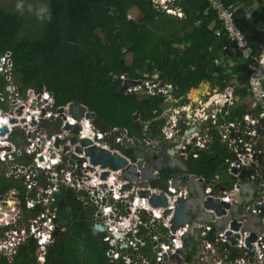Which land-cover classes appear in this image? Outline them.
<instances>
[{
    "label": "built area",
    "instance_id": "1",
    "mask_svg": "<svg viewBox=\"0 0 264 264\" xmlns=\"http://www.w3.org/2000/svg\"><path fill=\"white\" fill-rule=\"evenodd\" d=\"M152 1L168 13L184 16L181 8L168 5L166 0L165 6L160 5L159 0ZM209 1L232 41L223 46L229 66L235 63L231 55L238 53L254 59L248 64L250 97L244 99L235 92L233 85L220 90L208 81L179 95L171 83H160L158 72L145 73L144 80L133 79L140 82L126 89L127 92H163L166 95L162 138H146L148 144L168 140L176 146L177 155L188 164L204 150L226 151L223 160L232 180L230 185L224 183L219 173L208 180L190 172L196 174L195 180L204 188L202 210L212 214L210 220L201 219L196 224L198 253L192 240L189 249L185 250L187 254L184 256L182 252L185 247L183 236L189 232L191 220L175 230L171 224L175 201L192 194L188 186L176 187L169 179L166 188L148 185L121 191L127 181L118 178L120 169L94 163L86 153L88 145L82 140L89 138L91 145L126 156L118 148L125 136L133 138L126 128L124 131L123 127L115 126L102 131L95 126L93 119L77 120L68 113L69 102L58 108L53 106V94L47 89L38 92L29 88L26 96L21 95L12 72L11 52L6 51L0 53V73L8 83L6 92H0V101L8 103L12 100L14 108L6 110L0 105V163L5 167L6 176L21 179L25 190L22 192L13 187L0 195V225L5 227L0 238V257H13L20 245L32 238L38 246V264H43L48 244L55 240L59 230L66 229V222L59 220V196L73 190L86 204L95 206L93 215H86L85 220L95 228L104 225L103 230L96 229L106 233L103 240L109 244L106 254L111 261L122 258L127 264H163L166 257L170 260L190 256L193 264H264V42L258 51L252 48L246 34L235 24L234 10L223 0ZM221 32V28L216 29L217 34ZM121 77L124 82L128 79L124 74ZM233 82L237 83V79ZM193 90H199L198 96L190 95ZM236 105L246 107L247 111L229 119L227 116ZM60 107L63 111L59 110ZM19 109L21 113L17 112ZM12 117L22 126H11ZM34 118L37 123L32 125ZM86 120L90 121V126H85ZM66 121L78 123L79 131L66 128ZM4 125L8 130L2 134ZM192 127L195 129L191 132ZM40 128L45 131L41 133ZM31 131H36V136H31ZM73 137H76L75 142H72ZM58 138L65 141L56 144ZM66 145L68 149H65ZM78 147L81 151L77 150ZM80 158L84 160L80 162ZM107 170L110 175L104 179L101 175ZM243 184L255 186L252 199L248 190H243ZM141 190H148L150 194L143 196ZM162 191L168 198V205H152L149 201L151 193ZM209 197L227 201L230 207L219 214L215 207L205 205ZM236 203L240 215L233 212L227 223L217 224L219 219L228 216ZM169 208L171 213L165 215ZM248 212L260 218L253 220L251 227L246 226ZM235 222L240 224L238 228L234 227Z\"/></svg>",
    "mask_w": 264,
    "mask_h": 264
},
{
    "label": "trees",
    "instance_id": "2",
    "mask_svg": "<svg viewBox=\"0 0 264 264\" xmlns=\"http://www.w3.org/2000/svg\"><path fill=\"white\" fill-rule=\"evenodd\" d=\"M223 1L234 10L235 24L256 49L264 0ZM44 5L37 18L19 2L0 4V53L11 52L14 80L23 96L29 88L47 89L55 108L80 100L95 113L93 123L100 130L123 127L130 137L151 140L162 138L166 95L122 91V74L144 80L145 73L158 72L160 83H171L179 95L208 81L220 90L233 85L244 99L250 97L248 64L254 59L238 53L231 55L235 63L229 66L223 46L232 41L209 0H174L172 6L181 8L183 17L152 0H44ZM131 7L140 13L137 21L129 18ZM217 28L222 29L220 34ZM7 83L0 73V92H6ZM0 105L9 108L7 102ZM246 111L236 105L227 117ZM118 148L134 156L133 149ZM225 154L204 150L190 160L191 171L211 180L221 170L227 172ZM0 168V195L13 187L24 192L21 179L6 176L5 167ZM59 197V220L66 222V229L48 244L43 264H127L122 258L110 260L109 244L103 240L106 233L85 220L93 215L94 205L73 190ZM4 229L0 225V238ZM37 248L36 241L28 238L12 259L2 255L0 264H38Z\"/></svg>",
    "mask_w": 264,
    "mask_h": 264
},
{
    "label": "water",
    "instance_id": "3",
    "mask_svg": "<svg viewBox=\"0 0 264 264\" xmlns=\"http://www.w3.org/2000/svg\"><path fill=\"white\" fill-rule=\"evenodd\" d=\"M263 20H260L257 24V28L259 30V41L257 44V51L260 49V46L263 42V31H261V24ZM140 81L127 79L120 87V90H126L130 85L136 84ZM60 111H63V107L59 108ZM21 112V109L18 110ZM68 113L76 118L77 120L83 119L84 117L93 119L95 113L88 109V107L80 100L74 99L71 100L68 104ZM65 116V115H64ZM135 118H138V113L134 115ZM17 119L12 117L11 122H16ZM37 121L34 118L31 121V124H36ZM66 128H71L74 132H78L80 129V125L78 123L71 124L66 121ZM195 127H192L189 131H194ZM8 130L7 125H4L1 128V133L4 134ZM125 131V129L123 128ZM39 131L42 133L45 131L44 128H40ZM31 136H36V131L29 132ZM65 141V139L58 138L56 144ZM76 141V137L72 138V142ZM83 144L88 145L86 147V153L91 156V160L94 163H101L104 167L110 165L112 169L119 170L120 174L118 178L123 181H127L123 184L121 191L130 190L133 186H159L166 188L167 187V178L166 174L163 171L166 168H170L172 171H176L175 176L172 178V184L176 187L179 186H188L189 191L192 193L188 198H178L175 201V209L173 213V217L171 219L172 229L175 230L180 225L184 224L187 221L191 220V225L189 228V232L184 234L185 239V247L182 249L183 255L185 256L187 253L185 250L189 249L191 240H195L197 238L196 232V224L201 219L210 220L212 214L202 210L201 203L203 202V198L205 196L204 188L199 181L195 180L196 174H191L188 170H191V165L184 162L177 155L176 146L171 145L168 140H164L163 142L153 145L148 144L145 139H137V138H128L125 136L123 138L122 147L133 149L134 156L122 155L118 151L111 152V150L107 148H102L98 146L91 145L92 141L89 138H84L82 140ZM69 146H65V149H68ZM78 151H81V147L77 148ZM122 153H124L122 151ZM53 155H55L53 153ZM42 157V156H41ZM129 157L131 161L127 158ZM84 158H80V162H82ZM71 164L74 165V161L71 160ZM81 170V166L79 168ZM110 175V171H103L101 177L107 178ZM243 190H248L249 198H253V191L255 190V186L253 184H243ZM143 196H147L150 194L148 190L140 191ZM149 201L154 206H167L168 198L165 192H161L159 194L151 193L149 197ZM251 203V202H249ZM205 205L208 207H215L219 214H223L226 212V208L230 207V203L227 201H221L218 198L209 197L205 201ZM240 215L241 212L238 211V204H234L232 206V211L228 213V216L217 221V224L227 223L230 219L232 213ZM171 213V209L165 210V215ZM247 217L249 218L246 226L251 227L253 224V220H259V216L251 215L250 212L247 213ZM240 226L239 223L235 222L234 227L238 228ZM96 228L103 230L104 225L99 224ZM193 238V239H192ZM12 259V257H11ZM185 260H190V256H186V259L181 257L171 258L167 260L163 264H183Z\"/></svg>",
    "mask_w": 264,
    "mask_h": 264
},
{
    "label": "rangeland",
    "instance_id": "4",
    "mask_svg": "<svg viewBox=\"0 0 264 264\" xmlns=\"http://www.w3.org/2000/svg\"><path fill=\"white\" fill-rule=\"evenodd\" d=\"M162 1L163 0H159L158 3H160V5H162V6H165L166 5L165 0H164V3H162ZM166 1H167V4L168 5H171V6H172V4L174 2V0H166ZM9 2H14V3L19 2L20 3V7H22V9L27 10L28 14H34L35 17H37V18L40 17V12L43 10V8L45 6L44 5V0H0V4L9 3ZM256 5L257 4H255L254 6H256ZM138 16H140L139 11L137 9H135V7H131L129 9V18L131 20L137 21L136 19H138ZM260 30L264 32V21L261 24V29ZM127 57L130 58V54L127 55ZM198 92H199V90H193L190 93V95H192V96H198V94H196ZM8 104H9V107H10L9 110H13L14 103L12 102V100H9L8 101ZM19 113H21V112H19ZM11 126H22V124L19 123V122H13L11 124ZM51 126H55V124H51ZM0 165L1 166H4L1 163H0ZM219 174L222 177V179H223V181H224V183L226 185H230L231 184V182H230L231 181V177H230V175L226 171L221 170V172H219ZM241 208H242V206L240 207V209ZM192 243H195V240H192Z\"/></svg>",
    "mask_w": 264,
    "mask_h": 264
},
{
    "label": "flooded vegetation",
    "instance_id": "5",
    "mask_svg": "<svg viewBox=\"0 0 264 264\" xmlns=\"http://www.w3.org/2000/svg\"><path fill=\"white\" fill-rule=\"evenodd\" d=\"M191 165V164H190ZM189 172H192L191 170H188ZM164 174L168 175V174H171L168 178H167V182L169 179H172L175 174H176V171H172L170 168H166L164 171H163ZM192 246L194 248H196V252L198 253V242L195 241V243H192ZM197 255V254H196ZM194 261L190 260L189 262H184L183 264H193Z\"/></svg>",
    "mask_w": 264,
    "mask_h": 264
},
{
    "label": "bare ground",
    "instance_id": "6",
    "mask_svg": "<svg viewBox=\"0 0 264 264\" xmlns=\"http://www.w3.org/2000/svg\"><path fill=\"white\" fill-rule=\"evenodd\" d=\"M5 120H8V119H5ZM71 120L74 121V118L71 117ZM8 123L10 124L9 121H8ZM90 125H91L90 121H89V120H86V122H85V126H90ZM241 209H242V208H241Z\"/></svg>",
    "mask_w": 264,
    "mask_h": 264
}]
</instances>
